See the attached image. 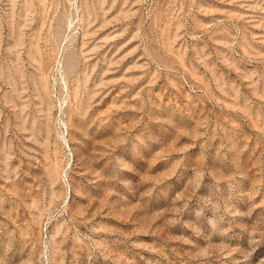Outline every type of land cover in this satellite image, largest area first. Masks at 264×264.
<instances>
[{
	"label": "rangeland",
	"instance_id": "rangeland-1",
	"mask_svg": "<svg viewBox=\"0 0 264 264\" xmlns=\"http://www.w3.org/2000/svg\"><path fill=\"white\" fill-rule=\"evenodd\" d=\"M0 264H264V0H0Z\"/></svg>",
	"mask_w": 264,
	"mask_h": 264
}]
</instances>
